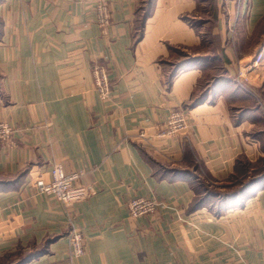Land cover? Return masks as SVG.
<instances>
[{"label": "crops", "instance_id": "crops-1", "mask_svg": "<svg viewBox=\"0 0 264 264\" xmlns=\"http://www.w3.org/2000/svg\"><path fill=\"white\" fill-rule=\"evenodd\" d=\"M98 1L0 0V123L12 128L0 143V264H264V187L192 208L188 175L224 187L236 163H249L247 178L264 167V0H152L138 23L144 0H104L103 28ZM171 110L189 127L159 137ZM56 164L83 170L84 199L36 192ZM139 196L164 207L132 218Z\"/></svg>", "mask_w": 264, "mask_h": 264}, {"label": "built area", "instance_id": "built-area-1", "mask_svg": "<svg viewBox=\"0 0 264 264\" xmlns=\"http://www.w3.org/2000/svg\"><path fill=\"white\" fill-rule=\"evenodd\" d=\"M96 22L100 28L105 27L110 22L108 6L104 0L98 1L96 7ZM262 53H258L254 58L251 67H256L261 62ZM92 81L94 89L101 100L108 99L111 95L112 83L109 78L106 67L101 63H94L91 67ZM242 77V72H239ZM189 127V117L185 110H171L161 130L157 136L167 137L180 131H185ZM12 128L4 123H0V143H7L10 140ZM138 137L145 139L144 129H140ZM83 174V170L67 173L59 164L53 165L49 171V180L37 178L33 185L36 192L42 195H48L55 198L63 204H72L84 199L89 193V187L76 184V181ZM164 207L162 200L134 197L127 201L126 208L128 215L132 218H138L153 213L158 208ZM70 253L75 256L84 254L85 245L79 232L72 230L69 233Z\"/></svg>", "mask_w": 264, "mask_h": 264}, {"label": "trees", "instance_id": "trees-1", "mask_svg": "<svg viewBox=\"0 0 264 264\" xmlns=\"http://www.w3.org/2000/svg\"><path fill=\"white\" fill-rule=\"evenodd\" d=\"M151 2L152 0H144L142 2L140 11L137 13L136 23L141 21L142 18L146 16V13L143 14L145 16L142 15L141 10H147ZM185 62L179 63L175 66L173 75L177 70L183 67ZM199 100L200 98L192 101L191 104L194 105ZM249 167L250 165L248 162L247 164H244V166H239L238 163H236L235 174L230 177V183H227L224 187L212 186L204 178L197 176L196 171H194L195 173L192 170L188 171L191 181L195 184H199L198 188H196L194 204L191 207L193 208L206 203L218 211V208L223 206L224 203H228L230 205L236 199H242L244 196L248 195L251 188L256 186L264 187V167L254 168L253 171L249 172L251 174L248 175V178L247 176L244 178L243 175ZM158 170L160 171V169ZM162 172H164V170ZM186 172L187 171H168L167 176L171 179L185 177L187 175ZM162 175L165 176V173H162Z\"/></svg>", "mask_w": 264, "mask_h": 264}, {"label": "rangeland", "instance_id": "rangeland-1", "mask_svg": "<svg viewBox=\"0 0 264 264\" xmlns=\"http://www.w3.org/2000/svg\"><path fill=\"white\" fill-rule=\"evenodd\" d=\"M247 176V174L246 173H244V175H243V177L245 178ZM241 178V177H240Z\"/></svg>", "mask_w": 264, "mask_h": 264}]
</instances>
